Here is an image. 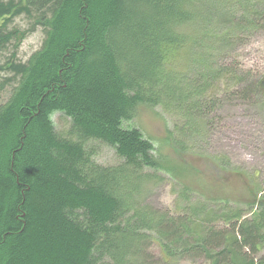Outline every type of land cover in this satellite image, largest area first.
<instances>
[{"label": "trees", "instance_id": "16d2710c", "mask_svg": "<svg viewBox=\"0 0 264 264\" xmlns=\"http://www.w3.org/2000/svg\"><path fill=\"white\" fill-rule=\"evenodd\" d=\"M175 2L0 0V73L17 79L0 104V264H165L166 258L264 264L263 201L249 217L205 206L171 214L131 210L111 189L125 167L134 172L158 167L153 144L122 123L144 103L143 87L152 90L161 83L155 70L162 68V53L184 42L165 30L168 21L189 18ZM224 3V12L211 14L219 18L221 13L233 31L210 34L219 48L237 41L238 31H264V0ZM18 17L28 24L26 32L42 29L41 46L25 62L14 52L2 62L8 45L25 33L10 27ZM202 35L193 41L202 53L193 61L188 90L179 87L183 76L163 77L170 84L160 93L165 101L176 102L189 120L220 101L205 96L225 81L220 95L264 107V72L217 63L203 44L208 34ZM153 95L156 101L150 102L162 100ZM53 112L68 117L82 140L112 146L125 166L111 170L90 164L80 143L55 133ZM216 218L225 225L216 226ZM153 241L165 259L152 254Z\"/></svg>", "mask_w": 264, "mask_h": 264}, {"label": "rangeland", "instance_id": "374dc122", "mask_svg": "<svg viewBox=\"0 0 264 264\" xmlns=\"http://www.w3.org/2000/svg\"><path fill=\"white\" fill-rule=\"evenodd\" d=\"M175 1V9L189 18L183 23L168 21L165 30L166 34L179 35L184 42L162 53V68L155 70L161 83L152 90L143 87L147 95L144 103L138 106L130 120L122 123L124 128H137L153 144V156L158 167H146L137 172L125 167L111 189L131 210L146 207L180 214L188 211L189 206H205L215 213L239 211L243 217H249L257 204L264 202V107L231 102L220 95L226 88L225 81H222L205 96V100L214 95L220 101L214 99L212 109L202 107L198 114L194 117L190 114L187 120L183 117V109L176 102L165 101L160 93L165 86H170L163 79L167 76H183L179 87H184V92L188 90V82L195 77L193 61L202 53L201 46L197 48L193 41L202 34H208L203 38V44L217 55V63H234L243 71L262 74L264 31H238L237 41L219 48L210 36L233 31L232 25L225 24L220 18L221 13H218L220 21L211 14L215 10L223 11L224 0ZM10 27L25 33L18 43L16 38L13 39L1 61L4 62V56L14 52L18 62H25L40 48L43 31L38 27L35 31L26 32L28 24L23 17L15 18ZM15 83L17 79L13 73H0V104L9 98ZM173 84L179 88L176 83ZM153 93L162 100L150 102L156 101ZM49 118L59 137L81 144L90 164L111 170L124 165L112 146L98 139L82 140L76 135L71 130L70 119L63 113L53 112ZM215 224L223 226L225 221L216 218ZM150 250L158 258L165 259L156 241H153ZM165 260V264H209L203 260Z\"/></svg>", "mask_w": 264, "mask_h": 264}]
</instances>
